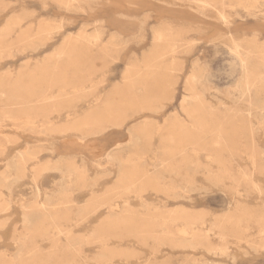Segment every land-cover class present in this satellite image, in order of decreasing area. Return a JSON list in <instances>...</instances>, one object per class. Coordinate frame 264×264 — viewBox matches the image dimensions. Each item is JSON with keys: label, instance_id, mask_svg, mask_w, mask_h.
<instances>
[{"label": "rangeland", "instance_id": "374dc122", "mask_svg": "<svg viewBox=\"0 0 264 264\" xmlns=\"http://www.w3.org/2000/svg\"><path fill=\"white\" fill-rule=\"evenodd\" d=\"M0 264H264V0H0Z\"/></svg>", "mask_w": 264, "mask_h": 264}, {"label": "bare ground", "instance_id": "6f19581e", "mask_svg": "<svg viewBox=\"0 0 264 264\" xmlns=\"http://www.w3.org/2000/svg\"><path fill=\"white\" fill-rule=\"evenodd\" d=\"M241 55V54H240ZM244 66V65H243ZM245 69V68H244ZM246 73V72H245ZM240 87V86H239Z\"/></svg>", "mask_w": 264, "mask_h": 264}]
</instances>
